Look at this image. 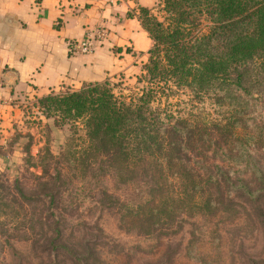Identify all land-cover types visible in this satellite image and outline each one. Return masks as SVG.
<instances>
[{"label": "trees", "instance_id": "1", "mask_svg": "<svg viewBox=\"0 0 264 264\" xmlns=\"http://www.w3.org/2000/svg\"><path fill=\"white\" fill-rule=\"evenodd\" d=\"M137 8L152 41L137 86L106 79L49 93L37 98L42 114L81 120L92 155H105L118 175L140 177L149 198L131 207L137 221L223 207L222 190L264 202V170L254 161L263 135L264 0H156ZM179 94L190 104L208 100L216 116L172 110Z\"/></svg>", "mask_w": 264, "mask_h": 264}, {"label": "rangeland", "instance_id": "2", "mask_svg": "<svg viewBox=\"0 0 264 264\" xmlns=\"http://www.w3.org/2000/svg\"><path fill=\"white\" fill-rule=\"evenodd\" d=\"M134 56L112 82L137 86L148 53ZM171 101L172 110L216 116L208 100ZM257 114L254 161L264 170V103ZM86 146L81 120L46 118L37 99L0 103V264H264V202L222 190L223 207L137 221L131 207L149 198L140 177L116 174Z\"/></svg>", "mask_w": 264, "mask_h": 264}, {"label": "crops", "instance_id": "3", "mask_svg": "<svg viewBox=\"0 0 264 264\" xmlns=\"http://www.w3.org/2000/svg\"><path fill=\"white\" fill-rule=\"evenodd\" d=\"M151 1L0 0V103L111 80L151 47L137 17L138 5ZM102 23L107 36L93 52L70 51Z\"/></svg>", "mask_w": 264, "mask_h": 264}, {"label": "built area", "instance_id": "4", "mask_svg": "<svg viewBox=\"0 0 264 264\" xmlns=\"http://www.w3.org/2000/svg\"><path fill=\"white\" fill-rule=\"evenodd\" d=\"M106 36L107 30L103 25L87 29L81 40L70 43V51L73 54L91 53L94 50V45L106 38Z\"/></svg>", "mask_w": 264, "mask_h": 264}]
</instances>
